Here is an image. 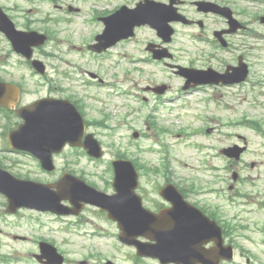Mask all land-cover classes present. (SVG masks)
Masks as SVG:
<instances>
[{
	"label": "rangeland",
	"instance_id": "1",
	"mask_svg": "<svg viewBox=\"0 0 264 264\" xmlns=\"http://www.w3.org/2000/svg\"><path fill=\"white\" fill-rule=\"evenodd\" d=\"M82 36V30L74 27L67 34H59L61 41L55 46L50 42L43 49L48 55L45 56L46 78L37 75L26 78L25 74H29L26 65L15 54L7 57L1 47L0 63L4 67L0 66V71L6 69L13 82L23 83L24 101L55 92L53 87H58L64 90H57L59 93L72 95L82 102V111L92 121L90 131L97 135L104 149V158L97 163L87 161L76 150V169L87 172L89 181L111 192L109 164L117 155H123L136 162L139 173L144 174L140 180L145 181L143 186L151 194L154 184L162 178L159 180L152 173L146 175L144 168L161 171L166 165V170L173 175L169 177L171 181L185 188L192 185L202 190L190 196L198 206L215 211L220 222H239L244 226L238 228L234 238L236 257L233 264H246L247 258L252 264H264V209L258 210L254 205L257 198L264 197V56L259 49L263 40L252 35L251 70L247 82L185 92L180 89L184 79L163 62L142 64L127 60L116 66L96 62L82 47H71L72 43H79ZM180 36L187 46L173 43L178 60H172V64L193 60L197 67H224L208 56L211 51L208 44ZM65 38L68 42L63 41ZM129 54V59H137L135 53ZM205 54L208 58L199 60ZM60 72H67L71 78L63 77ZM88 72L95 73L103 81L96 83ZM19 74H24L23 81H16ZM156 84H166L169 89L162 95L145 89ZM49 95L55 97L57 92ZM176 114L178 119H174ZM15 121L14 117L7 119L0 110V159L8 162V158L17 159L4 150L6 133ZM253 121L257 122V128L249 126ZM134 131L139 133L138 138H133ZM189 139L194 142L190 146ZM244 140L247 150L239 161L221 154V148L242 145ZM26 165L22 170H26ZM233 171L238 174L237 182L232 181ZM38 178L48 179L44 175ZM230 184L235 185L234 191L228 188ZM233 192L239 193L234 199ZM5 206L6 199L0 195V222H43L50 224L53 231L63 230L65 223L62 222H109L104 216H95L92 210L76 219L25 209L8 215ZM20 257L19 264H36L29 255ZM147 264L152 263L148 261Z\"/></svg>",
	"mask_w": 264,
	"mask_h": 264
},
{
	"label": "flooded vegetation",
	"instance_id": "2",
	"mask_svg": "<svg viewBox=\"0 0 264 264\" xmlns=\"http://www.w3.org/2000/svg\"><path fill=\"white\" fill-rule=\"evenodd\" d=\"M157 3L161 6L167 25L174 32L173 37L177 39L182 35L186 37V40L198 39L201 44H208L211 48L208 56L224 66L222 69H217L218 71H224L228 66H235L238 62H245L248 67H251L249 58L252 54L250 42L252 35L264 42V0H0V15L3 13L18 30L35 31L38 32L37 34L45 35L47 37L45 44L52 42L55 45L61 40L58 39L59 34H67L70 29L78 27L88 38L84 43L88 51H93L92 48L100 49L102 45L103 49L100 52L93 51V54L99 53L94 56L101 62L110 61L112 64H118L119 60L114 59L115 51L118 52L129 45L136 46L133 52L141 57L140 61L151 62L156 61L155 51L165 44L161 39L156 38L155 31L149 25ZM129 15H135L136 19H131ZM129 27L134 30V35L115 43H111L114 37L104 35L122 33ZM149 33L154 36H150ZM178 34L180 35L177 36ZM102 35L104 38L100 41L101 44L97 43V38ZM0 38L2 39L0 47L3 50L8 47L6 51H11V44L1 32ZM259 49L264 56V43ZM5 55L8 57L10 54L5 53ZM33 55L43 61H46L45 56H48L43 53L42 46L34 47ZM19 58L24 64H29L21 56ZM230 60H232L231 63H229ZM187 65L192 67V64ZM0 80L13 82L7 75H0ZM16 81H23V78ZM19 87L22 89L23 83ZM53 88L56 89L57 96H51L49 94L55 92H49L29 101H24L26 98L23 91L19 105H27L44 97L71 100L57 91L64 92V90L58 87ZM15 118L18 119V117ZM18 124L17 122L16 126ZM7 151L33 159L36 163L35 168L43 173L46 172L30 153L10 148ZM51 158L55 165L54 171L49 173L52 174V179H58L64 173L75 172L74 147L66 144L59 152L52 151ZM0 166L17 174L16 164L9 162L4 165L0 162ZM28 172L33 174L32 170ZM169 176L168 172L159 175L157 178H162V181L154 184L151 194L141 192L146 208L157 212L170 206V203L159 193L160 187L170 182ZM177 188L185 200L197 206L190 198L192 190L179 184ZM33 223L38 225L34 231L37 237L33 236L29 240V237L19 230L20 222H0V255H3L0 258V264H19L12 262L11 255L6 254H11L13 249H19L22 246L21 242L24 241H31L29 254L36 264H147V260H150L152 264H161L155 259L139 257L132 249L125 248V245L109 246L107 239L117 238L119 234V228L114 222H105V226L100 222H71L70 225L82 227L85 224L91 228L62 231L59 233L63 234L62 236L43 230V222ZM170 223H167V228L170 227ZM223 228L224 234H227L225 242L234 244L235 226L228 223L227 226L224 224ZM42 243L55 247L59 256L58 254L56 257L52 256L50 250L42 252ZM213 244L209 242L204 247L209 249ZM60 257H62V263L58 261ZM220 264H229V262L221 260Z\"/></svg>",
	"mask_w": 264,
	"mask_h": 264
},
{
	"label": "water",
	"instance_id": "3",
	"mask_svg": "<svg viewBox=\"0 0 264 264\" xmlns=\"http://www.w3.org/2000/svg\"><path fill=\"white\" fill-rule=\"evenodd\" d=\"M152 23L160 31V34L165 31L164 20L158 10H156ZM236 73L241 74L237 79L240 80L245 75V70H238ZM187 75L189 78H205L200 80L204 82H218L216 73L211 70L191 71ZM162 91L159 90V92ZM16 96L17 92L13 86L0 83V104L10 107L15 102ZM16 112L25 120V123L9 135L10 144L15 148L34 152L36 149L45 147V143H48V141H54L56 146H61L63 141L78 144V138L84 129L77 110L72 105L60 104L58 101H39ZM86 147L90 154L100 155L95 141L90 139ZM244 149L245 147L235 145L224 149L222 152L229 157L238 159ZM36 153L39 154V152ZM41 158L43 163L49 162L48 159L42 156ZM113 169L115 193L112 195L99 193L89 187L85 189L80 181L67 177L53 184L56 190H51V186L43 184L36 186L33 183L20 181L1 170L0 191L7 196L9 201L8 211L11 212L19 206L31 205L62 213L65 211L61 210L59 206L61 199H70V193H85V200L106 210L108 217L117 222H136V225H139L140 228L139 234L144 235L146 234L143 230H146L147 222H181V232H174L172 235L157 233V235L151 237L157 242L154 245L138 243L133 238L125 236V233L121 237L123 242L134 244L141 255L158 257L163 262L164 260L166 262H185L187 260L186 256L189 255L187 249L189 243L195 241L200 244L209 239L216 242L214 251L216 259L231 256V246L224 247L222 245L220 231L217 229L212 234L203 223L216 221L209 220L199 209L184 202L175 187L167 185L163 188V191L167 192V197L172 202V207L155 214L142 208L140 197L134 192L137 186V173L132 163L129 160L117 159L113 161ZM71 180H73L72 186ZM68 187H74V190L68 191ZM165 248L169 249V253L163 251ZM199 255L204 257L208 253L202 251Z\"/></svg>",
	"mask_w": 264,
	"mask_h": 264
}]
</instances>
